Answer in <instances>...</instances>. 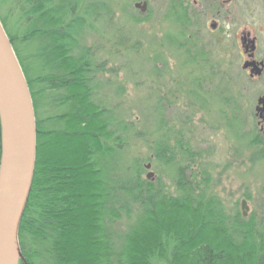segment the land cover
Segmentation results:
<instances>
[{"label":"trees","instance_id":"16d2710c","mask_svg":"<svg viewBox=\"0 0 264 264\" xmlns=\"http://www.w3.org/2000/svg\"><path fill=\"white\" fill-rule=\"evenodd\" d=\"M102 9L101 0H0L36 119L19 264H264V225L229 215L208 198L209 177L196 174L195 148L169 127L160 105L149 155H130L139 134L107 107L104 62L84 44ZM175 16L187 32L185 14ZM194 38H163L190 74L198 62ZM189 81L196 105V78ZM146 161L162 166L173 193L160 178H146Z\"/></svg>","mask_w":264,"mask_h":264},{"label":"rangeland","instance_id":"374dc122","mask_svg":"<svg viewBox=\"0 0 264 264\" xmlns=\"http://www.w3.org/2000/svg\"><path fill=\"white\" fill-rule=\"evenodd\" d=\"M101 3L100 23L84 37V44L93 50L97 61L104 62L105 71L99 80L107 107L114 108L139 134L130 143V155L141 159L149 155L160 105L169 127L185 132L195 148L196 174L205 170L209 177L208 198L218 199L232 216L242 215L244 201L245 220L263 226L264 140L256 138L252 120L257 96L264 94V77L250 81L242 72L237 44L241 32H250L261 38L264 54L263 0ZM142 3H146L144 13L134 8ZM177 12L184 13L190 22L187 32L174 23ZM214 21L217 31L211 29ZM196 23L200 31L197 36ZM182 33L196 38L191 48L198 61L196 73L192 69L190 74L189 68L182 70L183 58L163 42L166 35ZM191 77L196 78V105L187 94ZM144 165L150 166L146 174L152 173L153 180L160 178L173 193L162 166L147 161Z\"/></svg>","mask_w":264,"mask_h":264},{"label":"water","instance_id":"95a60500","mask_svg":"<svg viewBox=\"0 0 264 264\" xmlns=\"http://www.w3.org/2000/svg\"><path fill=\"white\" fill-rule=\"evenodd\" d=\"M134 8L144 13L146 3ZM0 135V264H19L23 256L18 230L34 174L36 119L28 84L1 21ZM146 178L152 180L153 174ZM245 204L242 201L244 218Z\"/></svg>","mask_w":264,"mask_h":264},{"label":"flooded vegetation","instance_id":"af4514ba","mask_svg":"<svg viewBox=\"0 0 264 264\" xmlns=\"http://www.w3.org/2000/svg\"><path fill=\"white\" fill-rule=\"evenodd\" d=\"M264 2V0H263ZM197 22V16H196ZM217 22L211 25L213 31L218 30ZM196 23V36L200 31ZM261 38L252 35L250 32L243 31L238 37L237 44L240 47V58L243 61L241 70L248 76L250 81H256L264 77V54L260 45ZM264 44V42H263ZM216 75V74H214ZM261 100V102H259ZM252 124L255 125L256 138L264 140V94H258L256 104L254 106V114Z\"/></svg>","mask_w":264,"mask_h":264}]
</instances>
